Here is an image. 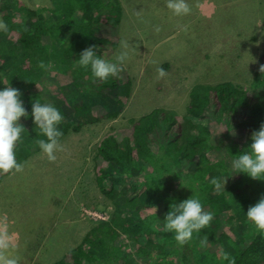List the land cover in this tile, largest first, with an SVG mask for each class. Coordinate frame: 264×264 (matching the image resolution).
Listing matches in <instances>:
<instances>
[{"label":"trees","instance_id":"1","mask_svg":"<svg viewBox=\"0 0 264 264\" xmlns=\"http://www.w3.org/2000/svg\"><path fill=\"white\" fill-rule=\"evenodd\" d=\"M54 3L62 20L53 24L43 14L34 15L33 10L16 6L10 8L8 3L3 5L7 30L0 31V88L10 85L18 89L31 118V101L35 98L51 103L59 110L57 103H52L56 95L41 85L46 78L51 80L50 70L54 69L58 75L70 74L69 84L74 83L72 88L77 89L76 119L80 124H72L64 118L61 140L70 128L77 131L99 123L100 119H115L124 110L122 98L128 100L132 88L129 82L123 85L127 90L117 100V113H108L100 102L112 97V92L121 88V81L116 76L106 81L94 80L89 71L77 64L74 72L65 71L72 67L68 63L72 49L68 42H74L80 36L81 40L92 37L90 45H93L92 41H104L97 36L101 18L105 16L109 24L120 25L123 16L121 1L54 0ZM17 15L23 18L21 22L16 21ZM26 17H29L27 21ZM117 43L114 42L115 45ZM21 64H26L23 69ZM262 64L264 51L258 67ZM2 82L7 85L2 86ZM36 86H41L39 92ZM251 90L257 91L249 95L246 86L231 82L197 86L190 93L191 100L178 131L172 128L179 116L166 110L142 116L134 123L132 135L108 131L97 145L95 156L105 161L106 167L95 165L91 184L111 199L113 209L100 210L102 213L110 212V218L90 224L80 245L56 264H95L96 261L113 264L116 258L118 264H127L122 256L123 248H133L143 264H228L223 259L225 253L232 264H264V235L256 231L244 215L248 207L264 195V181L250 179L244 174L233 175L229 170L232 155L250 144L252 132L264 123V73L255 72ZM42 92L49 94L48 99L41 98ZM214 123L221 125V132L215 133ZM23 127L25 130H22L15 152L17 161L24 163L31 154L38 152V140L44 137L30 133L25 125ZM206 150L218 154L211 164L206 163ZM167 159L170 162L165 167L162 162ZM196 161L201 164L192 173L189 167ZM139 164L145 168L143 181L133 184L129 190L124 189L126 183L122 185L120 182ZM122 168L124 174L118 176L117 172ZM164 172L179 177L178 181L191 179V188L196 183L202 193L205 192L201 200L204 210L213 214L209 225L201 232L193 233L192 239L183 245L174 240L171 232L162 228L166 207L178 203L180 196L164 197L160 192L157 198L163 199L165 206L164 202L158 207L153 203H140V197L145 192H158L159 189H154L151 182L161 186ZM209 172L214 176L206 179ZM222 176L229 178L224 187L222 183L214 194L215 188L210 181L214 177L221 180ZM228 182L230 185L226 184ZM179 192L184 197L191 195L190 190ZM129 209L133 211L131 216L125 212Z\"/></svg>","mask_w":264,"mask_h":264},{"label":"rangeland","instance_id":"2","mask_svg":"<svg viewBox=\"0 0 264 264\" xmlns=\"http://www.w3.org/2000/svg\"><path fill=\"white\" fill-rule=\"evenodd\" d=\"M18 1L24 3L23 8L28 5L29 9H38L37 14L45 15L52 24L62 20L54 0ZM120 1L123 7L120 25L109 24L105 16L101 18L97 36L104 41H92L93 45H90V36L82 40L80 36L78 40L82 41V48L95 46L97 53L108 60H113L121 51L127 52V58L116 75L121 88L100 102L105 111L117 113V100L124 95L127 88L123 85L128 82L132 88L131 97L128 100L122 98L124 112L108 123V120L100 119L99 123L82 130L70 128L60 140L61 150L56 153L55 160H48L38 149L24 162L20 172L0 175V260L11 258L17 264H56L80 245L90 224L100 221L81 216V212L92 211L107 220L110 218V212L104 214L100 210L107 208L111 211L114 207L111 199L91 184L95 165L106 167V162L95 158L96 153H90L87 144L96 149L105 138L103 135L112 130L125 136L132 135L133 125L138 119L161 110L175 112L179 116L172 128L178 131L191 100L190 93L197 86L231 82L246 86L249 95L257 91H250V87L255 72L259 71L258 63L264 51V0H191L186 1L190 11L184 15H174L166 7V0ZM0 2L2 4L3 0ZM15 19L21 22L23 18L17 15ZM117 41L118 45H115ZM122 42L126 47H122ZM68 44L76 45L72 41ZM25 65L20 67L23 69ZM158 68L164 69L163 76L158 74ZM53 71L50 70L51 80L46 78L41 85L52 89L50 91L56 95L52 103H57L62 121L65 118L79 125L75 104L77 89L72 88L74 83L69 84L63 74ZM5 82L2 86L7 85ZM36 88L39 92L41 86ZM40 96L44 100L49 94L42 92ZM19 122L30 133L40 134L30 117ZM62 124L58 126L60 131L63 130ZM212 127L216 128L215 133L222 130L220 124L214 123ZM205 155L208 156V164L218 156L211 154L210 150H206ZM169 162L167 159L162 163L167 167ZM199 164L197 161L192 163L189 171L196 172ZM144 169L141 164L135 165L120 182L122 185L126 183L124 189L129 190L133 184L142 182ZM123 174V168L117 172L118 176ZM162 176L161 186L151 182L154 189H159L156 194H142V205L153 203L158 207L164 202L165 206L166 202L157 198L161 193L164 197L180 196L179 202L193 193L199 194L196 197L202 200L205 192L202 193L196 183L191 188V179L178 181L179 177L167 172ZM213 176L214 173L209 172L206 179ZM226 184L230 185V182ZM182 190H190L191 195L184 197L179 192ZM217 191L214 189V194ZM118 210L123 211V208ZM163 210L165 212L164 207ZM168 211L169 206L166 207ZM125 212L130 216L133 214L131 209ZM122 251L127 264H143L133 248H123ZM155 255L151 257L152 262ZM98 263L106 262L96 261L95 264ZM113 264H118L117 258Z\"/></svg>","mask_w":264,"mask_h":264},{"label":"clouds","instance_id":"3","mask_svg":"<svg viewBox=\"0 0 264 264\" xmlns=\"http://www.w3.org/2000/svg\"><path fill=\"white\" fill-rule=\"evenodd\" d=\"M166 7L174 15H184L190 11L186 0H166ZM6 30V24L0 21V31ZM74 43L76 45L72 46L68 55V63L72 67L65 71H71L77 64L89 71L94 80L106 81L111 77H115L120 70L121 64L127 58V52L121 51L113 60H108L97 53L95 46L82 48V41L75 40ZM122 47H126L123 42ZM259 71L264 73V64L260 65ZM157 72L160 76L164 75V69L162 68H158ZM64 76L70 82V74H65ZM60 88L62 89V86ZM20 95L19 90L10 85L0 88V174L20 172L24 167L23 162L17 161L15 152L16 145L21 139L22 130H25L19 121L21 118L27 119L29 116L20 99ZM30 115L35 129H38L39 133L44 137L38 140L40 154L46 156L50 161L55 160L56 153L61 150L60 137L62 132L58 126L62 122L63 117L60 111L53 104L41 102L39 98H35L31 101ZM87 146L90 153L95 154L97 152V147L95 149L90 144H87ZM232 157L229 163V170L233 172V175L244 174L250 179L264 181V123L260 124L258 130L252 132L250 144L243 147ZM227 178L229 177H223L222 180H218L214 177L210 183L215 189H220L222 183L224 187ZM97 189L99 188L97 187ZM80 215L90 217L96 221L107 220V218H102L97 213L94 214L92 211L90 213L87 210L81 212ZM244 215L252 227L261 235H264V195L255 204L249 206ZM212 219V212L205 211L200 199L193 193L189 198L169 205V211L165 215L162 228L164 231L171 232L174 240L178 244L183 245L192 239L193 233L201 232L202 229L206 228ZM201 243L203 244L204 242L202 241ZM223 259L228 261V264H232L227 253L223 255ZM0 264H17V262L15 259L6 258L0 260Z\"/></svg>","mask_w":264,"mask_h":264},{"label":"crops","instance_id":"4","mask_svg":"<svg viewBox=\"0 0 264 264\" xmlns=\"http://www.w3.org/2000/svg\"><path fill=\"white\" fill-rule=\"evenodd\" d=\"M5 3H8V6H9L10 8H11V7L14 8V6H16V7H22V6L24 5V3H21V2H19L18 0H11L10 3H9V1H7V0H3L2 4H1V2H0V4H1V6H0V21H3L4 24H6V21H5L4 16H3L2 8H3V5H4ZM27 7H28V5H27ZM27 7H25V8H27ZM27 9H29V8H27ZM29 10H32V9H29ZM37 10H38V9L33 10V11H34V12H33L34 15L37 14ZM29 17H30V16H29ZM29 17H26V21L28 20ZM33 19L35 20L36 17H33ZM54 264H55V263H54Z\"/></svg>","mask_w":264,"mask_h":264},{"label":"bare ground","instance_id":"5","mask_svg":"<svg viewBox=\"0 0 264 264\" xmlns=\"http://www.w3.org/2000/svg\"><path fill=\"white\" fill-rule=\"evenodd\" d=\"M63 1V0H62Z\"/></svg>","mask_w":264,"mask_h":264},{"label":"flooded vegetation","instance_id":"6","mask_svg":"<svg viewBox=\"0 0 264 264\" xmlns=\"http://www.w3.org/2000/svg\"><path fill=\"white\" fill-rule=\"evenodd\" d=\"M94 170V169H93Z\"/></svg>","mask_w":264,"mask_h":264}]
</instances>
